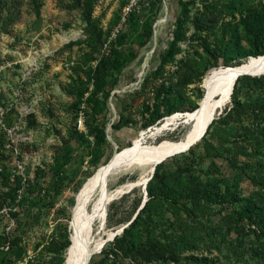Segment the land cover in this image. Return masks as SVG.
I'll return each instance as SVG.
<instances>
[{"label":"rangeland","instance_id":"obj_1","mask_svg":"<svg viewBox=\"0 0 264 264\" xmlns=\"http://www.w3.org/2000/svg\"><path fill=\"white\" fill-rule=\"evenodd\" d=\"M127 3L0 0V264H65L96 170L185 137L173 117L198 108L207 74L264 51V0H161L124 20ZM263 78L240 77L200 141L111 201L91 234L114 236L90 264H264Z\"/></svg>","mask_w":264,"mask_h":264},{"label":"bare ground","instance_id":"obj_2","mask_svg":"<svg viewBox=\"0 0 264 264\" xmlns=\"http://www.w3.org/2000/svg\"><path fill=\"white\" fill-rule=\"evenodd\" d=\"M244 75H264V54L249 57L241 65L212 69L207 74L203 80L205 95L200 100L198 108L173 117L175 119L183 116L191 123V128L185 137L177 141H162L156 145H145L139 140L116 152L107 163L96 170L76 194L75 206L72 210L71 244L67 250L65 264H90L91 259L100 253L114 236L113 233H109L107 237L93 236L91 234L93 222L97 220L103 226L107 207L113 199L136 186L144 187L156 165L195 145L217 113L230 103L234 85ZM164 129V126L159 128L154 135ZM135 172H139L137 180L125 183L114 191L108 190L112 179ZM94 196H96L95 205L89 212L88 205Z\"/></svg>","mask_w":264,"mask_h":264},{"label":"built area","instance_id":"obj_3","mask_svg":"<svg viewBox=\"0 0 264 264\" xmlns=\"http://www.w3.org/2000/svg\"><path fill=\"white\" fill-rule=\"evenodd\" d=\"M153 2L154 0H128V3L123 10V19L125 20L127 16L132 14H142L145 11H149ZM120 29V25L113 29L111 37L109 38L107 44L118 35ZM107 44H105V46H107Z\"/></svg>","mask_w":264,"mask_h":264},{"label":"trees","instance_id":"obj_4","mask_svg":"<svg viewBox=\"0 0 264 264\" xmlns=\"http://www.w3.org/2000/svg\"><path fill=\"white\" fill-rule=\"evenodd\" d=\"M160 1H161V0H154V2L152 3L151 9H152V7H153L154 5H156V4L159 3ZM263 54H264V51L262 50V51L258 52L256 56H260V55H263ZM263 79H264V78H263ZM233 91H234V94H236V84H235V87H234V90H233ZM193 111H194V110H193ZM190 112H192V111H190ZM148 196H149V200L146 202L144 208H142V209L140 210L139 214H138L137 217L133 220L132 224H134V223H138V222L141 220L142 215H143V213H144V210H145V208L147 207L148 203H149L153 198L156 197V195L153 193V191H152L151 189L148 190ZM217 196H219V198H222V199L224 198V195H223V194H220V195H217ZM253 216H254V215H252V213H250V211H249V212L247 211V213H243V217H246V218L249 219L250 221H252ZM132 224H131V225H132ZM135 248H137V247H135ZM155 248H156L157 250H159V251L163 250V249L158 248V246H155Z\"/></svg>","mask_w":264,"mask_h":264},{"label":"water","instance_id":"obj_5","mask_svg":"<svg viewBox=\"0 0 264 264\" xmlns=\"http://www.w3.org/2000/svg\"><path fill=\"white\" fill-rule=\"evenodd\" d=\"M261 76H264V75H261ZM255 77H259V76L256 75ZM234 87H235V85H234ZM210 125H211V124H209V125L207 126V128H206V130H205V133H204L203 136L199 139V141H200V140L204 137V135L207 133V131H208ZM154 171H155V168H154V170H153V173H154ZM153 173H152V174H153ZM147 182H148V181H147ZM145 186H146V184H145ZM146 202H147L146 199L143 200V202H142L140 208L138 209V211H137V213H136L134 219L137 217V215L139 214L140 210H141L142 208H144ZM134 219H133V220H134ZM133 220H132V221H133ZM123 231H124V229H121V230L119 231V233H122Z\"/></svg>","mask_w":264,"mask_h":264}]
</instances>
